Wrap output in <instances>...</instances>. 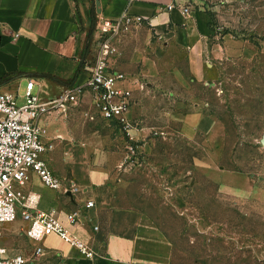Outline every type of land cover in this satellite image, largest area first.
<instances>
[{
  "label": "rangeland",
  "instance_id": "1",
  "mask_svg": "<svg viewBox=\"0 0 264 264\" xmlns=\"http://www.w3.org/2000/svg\"><path fill=\"white\" fill-rule=\"evenodd\" d=\"M188 1L230 54L200 79L184 51L140 26L117 38L124 62L140 59L145 91L133 140L118 124L92 126L110 154L114 204L143 213L174 264H264V194L251 191L264 189V0ZM24 92L13 93L19 105ZM202 112L220 122L207 135L175 117Z\"/></svg>",
  "mask_w": 264,
  "mask_h": 264
},
{
  "label": "crops",
  "instance_id": "2",
  "mask_svg": "<svg viewBox=\"0 0 264 264\" xmlns=\"http://www.w3.org/2000/svg\"><path fill=\"white\" fill-rule=\"evenodd\" d=\"M99 2L100 13L95 5L96 22L101 17L118 18L126 10L144 17L141 32L150 31L170 49L184 51L197 78L214 73L211 61L230 54L231 44L223 47L211 38L208 12L194 11L188 0ZM95 3L96 0H0V92L13 94L34 79L35 94L42 100L55 98L68 85L45 75L68 83L78 69L79 74L71 85H82L90 75L98 50L95 28L88 41ZM169 4L175 7L168 10ZM184 6L188 7V14L182 10ZM131 37H125L124 45H128ZM132 58L129 63L124 62L119 52L114 69L126 75L124 85L133 90L129 113L133 122L134 115L141 109L139 94L145 91V87L139 89L135 80L142 82L145 74L138 69L132 70L140 61L135 56ZM146 74L153 75V68H148ZM87 112H94L89 94L67 114L53 113L40 121L46 131L43 141L53 146L42 159L55 176L72 179L80 185L82 193L72 196L50 189L35 173L31 174L25 190L39 195V209H56L61 219L69 212L80 211L74 234L96 254L86 258L56 235L46 236L41 241L29 239L25 233L28 222L21 215L14 222L3 225L0 245L9 255L25 256L28 264H174L169 245L143 213L115 206L110 154L101 148V138L92 127L106 120L95 113V119L90 120L85 116ZM175 117L182 122L184 130L189 131L191 127L203 135L213 132L220 123L203 112ZM221 184V189L226 187ZM228 188L246 191L237 186ZM254 190L264 194L262 188L251 187V191ZM88 200L94 202V207L85 208ZM94 226L98 230L95 231ZM38 247L42 248L40 254L36 253Z\"/></svg>",
  "mask_w": 264,
  "mask_h": 264
},
{
  "label": "built area",
  "instance_id": "3",
  "mask_svg": "<svg viewBox=\"0 0 264 264\" xmlns=\"http://www.w3.org/2000/svg\"><path fill=\"white\" fill-rule=\"evenodd\" d=\"M174 7V4H169L168 10ZM182 10L189 13L186 6ZM144 23V17L128 10L115 19L98 18L95 25L98 50L89 77L82 85L65 87L55 98L42 100L35 94L34 79L26 83L22 97L24 103L21 105L17 103L18 96L0 92V238L3 225L14 222L21 215L28 222L25 233L29 239L41 241L46 236L56 235L84 257H94V250L73 231L80 211L69 212L65 219H61L56 209H39V195L25 189L31 174L35 173L42 184L50 189L72 196L82 193L80 185L72 179L55 176L42 159V155L53 146L43 141L46 131L40 121L53 113L67 114L71 108L80 105L87 94L94 111L85 114L88 119L94 120L97 114L106 121L118 124L131 140L134 139V127L129 118L133 90L124 85L126 75L114 69L115 59L119 55L115 41ZM135 81L143 90L145 84L138 79ZM92 207L94 202L86 201L85 208ZM94 230H98V227L94 226ZM41 252L42 248L38 247L36 253ZM28 263L25 256L9 255L7 249L0 245V264Z\"/></svg>",
  "mask_w": 264,
  "mask_h": 264
},
{
  "label": "trees",
  "instance_id": "4",
  "mask_svg": "<svg viewBox=\"0 0 264 264\" xmlns=\"http://www.w3.org/2000/svg\"><path fill=\"white\" fill-rule=\"evenodd\" d=\"M95 24H96V14H95V4H93V9H92V26H91V29H90V32L88 34V41L91 40V36H92V33L94 31V28H95ZM79 74V69L76 71L74 77L72 78V80L68 83H65V82H62L61 80H59L58 78L54 77V76H50V75H45L46 77L48 78H51L52 80L56 81V82H60V83H64L68 86H72V82L76 79L77 75Z\"/></svg>",
  "mask_w": 264,
  "mask_h": 264
},
{
  "label": "water",
  "instance_id": "5",
  "mask_svg": "<svg viewBox=\"0 0 264 264\" xmlns=\"http://www.w3.org/2000/svg\"><path fill=\"white\" fill-rule=\"evenodd\" d=\"M95 5H96V7H97V12L100 13V8H99V6H100V2H99V0H96Z\"/></svg>",
  "mask_w": 264,
  "mask_h": 264
}]
</instances>
